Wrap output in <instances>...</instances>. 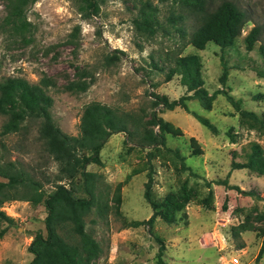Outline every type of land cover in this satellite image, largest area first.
I'll list each match as a JSON object with an SVG mask.
<instances>
[{"label":"rangeland","instance_id":"obj_1","mask_svg":"<svg viewBox=\"0 0 264 264\" xmlns=\"http://www.w3.org/2000/svg\"><path fill=\"white\" fill-rule=\"evenodd\" d=\"M149 1L158 8V17L163 20L174 0ZM220 1L214 0V3ZM231 1L250 18L235 45L222 50L208 42L204 49L197 50L191 44L179 49L180 38L171 27L170 35L161 30L152 38L139 35L133 23L138 0H102L99 14L86 19L78 12L75 0H36L26 10V17L33 24L32 32L27 34L31 40L23 43L19 37H9L2 31L5 7L0 0V80L19 76L37 83L43 74L50 76L56 82L55 87L48 89L53 98L52 117L65 133L79 134L83 109L90 102L106 105L118 113L129 112L142 121L156 113L181 130L182 134L177 136L166 133L165 146L153 150L151 158L146 155L147 148L141 151L135 147L136 137L129 142L125 133H113L100 150L102 164L87 165V170L100 175L98 188L110 204L116 185L123 183L122 217L112 212L107 218H99L95 212L88 216L98 221L88 223L87 230L109 245L106 258H102L105 264H158L156 237L163 240L166 264H264V252L257 259L264 245V175L248 168L231 167L232 161H244V145L257 141L264 147V137L240 126L239 113L222 93L216 95L210 110L204 109L195 98L184 100L188 110L181 106L169 110L154 106L150 95L155 92L172 101L192 94L181 84L179 74L164 81L169 65L164 57L167 52L170 55L178 51L181 55L197 52L202 60L204 87L209 94L223 89L239 100L240 108L264 116V77L257 74V70H264L259 53V45L264 42V0ZM77 24L78 44L73 46L66 43V38ZM185 24L190 32L195 25L194 18L188 16ZM255 25L261 27L260 38L248 51L244 36ZM115 50L122 51L119 60L107 63L105 55ZM221 58L228 65L224 84L219 80ZM74 65L84 66L91 74L85 78L90 83L84 92L71 93L63 87L75 78ZM192 113L208 118L217 132L207 129ZM4 119L0 115V127ZM38 122H25L26 130L0 136L4 143L0 155L2 161H15L29 171L50 192L57 163L38 136ZM229 130L236 142L230 141ZM190 137L199 143L201 154H191ZM169 149L177 150L179 156ZM183 163L189 169H183ZM149 166L154 197L188 194L185 214L178 213L179 219L171 224L156 217L151 227L148 224L124 227L123 218L141 221L152 215L144 198ZM230 185L252 190L257 196L240 193ZM207 196L210 199L205 205L203 199ZM1 209L16 223L0 238V264H28L33 257L27 249L29 243L36 232H45V207L42 203L34 205L30 201L14 200L4 202Z\"/></svg>","mask_w":264,"mask_h":264},{"label":"trees","instance_id":"obj_2","mask_svg":"<svg viewBox=\"0 0 264 264\" xmlns=\"http://www.w3.org/2000/svg\"><path fill=\"white\" fill-rule=\"evenodd\" d=\"M5 15L2 18V31L9 37H19L23 43L31 40L28 33L32 32L33 24L26 17L27 8L36 0H3ZM75 5L82 18H91L99 14V4L102 0H75ZM137 14L133 18L139 35L152 38L157 30L164 34L171 33V29L180 38L179 49L191 44L195 49L202 50L208 42L218 45L222 50L233 47L241 35L243 25L250 20L245 10L241 9L231 0H221L215 4L214 0H174L168 9V14L161 20L158 17V8L149 0H138ZM136 3H134L135 5ZM176 6V7H175ZM188 16L195 21L190 32L185 24ZM79 25L73 26L68 34L66 43L73 46L78 44L77 35ZM260 25L253 26L244 36L245 48L250 51L254 43L260 38ZM30 35V34H29ZM259 53L264 62V42L259 45ZM122 51L115 50L105 55L107 63L119 60ZM164 60L168 62L164 81H169L174 74L180 75V82L192 94L182 96L177 100L169 101L166 96L151 92L154 106L161 105L169 110L181 106L188 110L184 100L195 98L199 104L210 110L217 94L222 93L239 113L240 126L251 129L264 137V116L260 117L255 112L240 108L239 100L225 92L223 89L215 90L209 94L204 87L202 76V60L200 54L191 52L181 55L180 51L174 55L166 53ZM222 73L220 83L224 84L228 76V65L221 58ZM153 66L159 70L157 64ZM75 78L63 87L71 93H80L87 90L89 81L86 77L90 72L83 66H73ZM257 74L264 77V70H257ZM56 82L45 74L37 83H30L22 77L7 76L0 80V115L5 119L0 127V136L18 133L27 129L25 122L39 120L38 136L43 141L46 152L57 163V172L51 179L53 190L47 192L42 183L35 179L29 171L24 170L15 161H2L0 155V238L8 227L15 225L12 216L1 209L4 202L14 200L30 201L37 205L42 203L46 210L44 217L45 232L38 231L28 245V251L33 257L28 264H105L102 258L108 254V243L103 244L87 230V224H97L98 219L88 217L95 212L99 218H107L112 212L121 216L120 204L122 202V182L115 187L111 198L112 204L98 188L100 175L86 169L90 163L101 165L100 150L107 138L116 132H123L126 141H134L135 147L141 151L148 149L147 157L151 158L153 150L165 146V134L181 135V130L170 122L157 116L142 121L129 112L118 113L112 108L98 102L85 105L79 125L78 135L65 133L53 120L51 107L53 98L48 94L49 87H55ZM194 117L211 132L216 133V126L201 115L192 113ZM157 127L158 130H154ZM141 128V131L139 130ZM230 141L236 138L227 131ZM191 154L199 155L202 149L194 137L189 138ZM4 143L0 139V147ZM179 156L177 150H171ZM235 152L233 151V155ZM244 161H232V169L248 168L258 174L264 175V147L251 141L242 147ZM181 159L183 157L180 156ZM183 169H189L182 164ZM137 173V172H135ZM152 167L149 166L147 181L144 184V198L152 209V215L147 220H130L123 218L124 227H137L148 224L150 227L156 217L166 223H175L185 214L184 207L190 197L168 193L162 199L154 197L152 192ZM130 175L127 176V179ZM227 183V182H224ZM240 193L257 196L252 190L244 191L237 186H231ZM210 196V194H209ZM209 196L203 199L205 205ZM243 226V225H242ZM159 247L156 253L158 264H166L163 260L164 243L162 238L156 237ZM264 252L262 244L257 259ZM205 264V263H201Z\"/></svg>","mask_w":264,"mask_h":264},{"label":"crops","instance_id":"obj_3","mask_svg":"<svg viewBox=\"0 0 264 264\" xmlns=\"http://www.w3.org/2000/svg\"><path fill=\"white\" fill-rule=\"evenodd\" d=\"M257 142V141H256ZM259 143V142H258ZM231 186V185H230ZM233 188V187H232ZM239 188V187H238ZM245 191V190H244Z\"/></svg>","mask_w":264,"mask_h":264},{"label":"built area","instance_id":"obj_4","mask_svg":"<svg viewBox=\"0 0 264 264\" xmlns=\"http://www.w3.org/2000/svg\"><path fill=\"white\" fill-rule=\"evenodd\" d=\"M235 262H236V259H235Z\"/></svg>","mask_w":264,"mask_h":264}]
</instances>
